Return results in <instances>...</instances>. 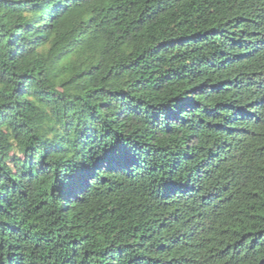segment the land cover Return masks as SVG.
I'll use <instances>...</instances> for the list:
<instances>
[{
  "label": "trees",
  "instance_id": "obj_1",
  "mask_svg": "<svg viewBox=\"0 0 264 264\" xmlns=\"http://www.w3.org/2000/svg\"><path fill=\"white\" fill-rule=\"evenodd\" d=\"M0 264H264V0H0Z\"/></svg>",
  "mask_w": 264,
  "mask_h": 264
}]
</instances>
